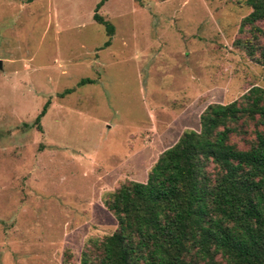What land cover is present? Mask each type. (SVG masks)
Listing matches in <instances>:
<instances>
[{"label":"rangeland","instance_id":"1","mask_svg":"<svg viewBox=\"0 0 264 264\" xmlns=\"http://www.w3.org/2000/svg\"><path fill=\"white\" fill-rule=\"evenodd\" d=\"M99 1L0 0V264H78L115 230L103 195L144 182L205 106L264 87L232 44L245 0H105L109 38Z\"/></svg>","mask_w":264,"mask_h":264},{"label":"trees","instance_id":"2","mask_svg":"<svg viewBox=\"0 0 264 264\" xmlns=\"http://www.w3.org/2000/svg\"><path fill=\"white\" fill-rule=\"evenodd\" d=\"M104 1L92 19L109 38L112 26L95 13ZM245 4L232 44L264 68V0ZM101 203L115 230L87 239L78 264H264V87L205 106L198 130L159 153L144 182H125Z\"/></svg>","mask_w":264,"mask_h":264},{"label":"water","instance_id":"3","mask_svg":"<svg viewBox=\"0 0 264 264\" xmlns=\"http://www.w3.org/2000/svg\"><path fill=\"white\" fill-rule=\"evenodd\" d=\"M0 69H1V61H0Z\"/></svg>","mask_w":264,"mask_h":264}]
</instances>
